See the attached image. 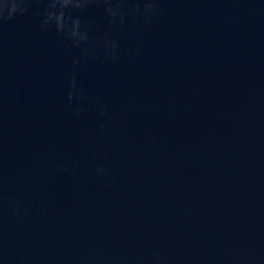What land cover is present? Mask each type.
<instances>
[{"label":"water","instance_id":"95a60500","mask_svg":"<svg viewBox=\"0 0 264 264\" xmlns=\"http://www.w3.org/2000/svg\"><path fill=\"white\" fill-rule=\"evenodd\" d=\"M163 6L142 42L116 30L125 48L143 49L135 62L77 66L79 84L109 105L103 137L91 105L80 117L66 106L80 50L40 30L44 5L3 25L4 194L49 206L23 226L5 211L10 255H69L82 243L264 254V0ZM85 15L107 28L101 7ZM105 153L114 187L95 174ZM59 162L78 164V176L58 173Z\"/></svg>","mask_w":264,"mask_h":264},{"label":"clouds","instance_id":"9594fccd","mask_svg":"<svg viewBox=\"0 0 264 264\" xmlns=\"http://www.w3.org/2000/svg\"><path fill=\"white\" fill-rule=\"evenodd\" d=\"M165 2L166 0H0V33L7 21L29 13L34 3L44 5L39 13L40 30L55 31L62 42L70 48L80 50V55L72 61L66 106L76 117H80L85 112V106L91 105L101 118L98 136L103 137L110 127L105 119L109 116V105L101 95L90 96L79 84L77 66L97 60L114 65L122 55H126L130 63L135 62L142 55L143 49L139 46L125 48L117 37L116 30L127 28L133 39L142 42L146 34L154 35L156 20L167 14V9L163 6ZM93 6L103 9L107 28L94 17L85 15ZM2 103L3 84L0 80V107ZM22 106L17 102V108ZM34 111L43 113L44 107L35 105ZM102 159L108 163L95 165L96 177L106 182L108 187H114L118 178L112 170L111 157L105 153ZM119 166V163L115 164V167ZM56 171L76 178L79 165L59 162ZM5 179L4 157L0 148V264H264V254H257L255 251L234 252L216 257L208 254L196 256L171 250L162 243L151 244L136 252L109 249L99 243H82L69 255L42 256L37 260L30 252L23 251L13 256L9 254L6 243L5 211L23 226L33 214L47 216L49 206L43 201L29 205L14 195L5 196Z\"/></svg>","mask_w":264,"mask_h":264}]
</instances>
